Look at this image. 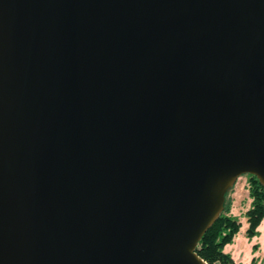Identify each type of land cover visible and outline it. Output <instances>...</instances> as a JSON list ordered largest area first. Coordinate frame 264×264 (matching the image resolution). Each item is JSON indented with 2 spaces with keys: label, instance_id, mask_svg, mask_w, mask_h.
<instances>
[{
  "label": "water",
  "instance_id": "95a60500",
  "mask_svg": "<svg viewBox=\"0 0 264 264\" xmlns=\"http://www.w3.org/2000/svg\"><path fill=\"white\" fill-rule=\"evenodd\" d=\"M264 187V0H0V264H208Z\"/></svg>",
  "mask_w": 264,
  "mask_h": 264
},
{
  "label": "trees",
  "instance_id": "16d2710c",
  "mask_svg": "<svg viewBox=\"0 0 264 264\" xmlns=\"http://www.w3.org/2000/svg\"><path fill=\"white\" fill-rule=\"evenodd\" d=\"M250 196L253 199L249 209L248 236L257 234L256 228L264 220V187L256 176L249 175ZM230 203L225 204L224 212L214 225L206 232L197 247L198 255L208 264H234L224 248L240 232L241 224L236 217L229 215Z\"/></svg>",
  "mask_w": 264,
  "mask_h": 264
},
{
  "label": "rangeland",
  "instance_id": "374dc122",
  "mask_svg": "<svg viewBox=\"0 0 264 264\" xmlns=\"http://www.w3.org/2000/svg\"><path fill=\"white\" fill-rule=\"evenodd\" d=\"M249 175L238 178L235 185L226 194V203H230L229 215L236 217L241 224L240 232L224 248L234 264H264V220L256 228L255 236H248L247 213L252 206ZM224 212V211H223Z\"/></svg>",
  "mask_w": 264,
  "mask_h": 264
}]
</instances>
